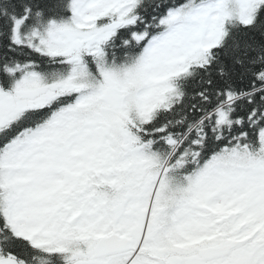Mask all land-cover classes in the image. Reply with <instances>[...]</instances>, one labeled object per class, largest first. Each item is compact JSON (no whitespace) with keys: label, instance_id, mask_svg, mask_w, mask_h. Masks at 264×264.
Wrapping results in <instances>:
<instances>
[{"label":"snow or ice","instance_id":"snow-or-ice-1","mask_svg":"<svg viewBox=\"0 0 264 264\" xmlns=\"http://www.w3.org/2000/svg\"><path fill=\"white\" fill-rule=\"evenodd\" d=\"M0 264H264V0H0Z\"/></svg>","mask_w":264,"mask_h":264}]
</instances>
